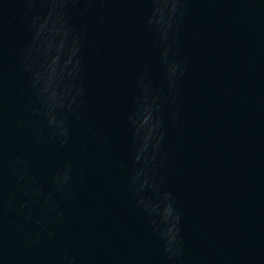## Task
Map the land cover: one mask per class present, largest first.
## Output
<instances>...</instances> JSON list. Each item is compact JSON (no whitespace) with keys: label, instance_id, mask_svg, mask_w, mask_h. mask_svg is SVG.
<instances>
[{"label":"water","instance_id":"obj_1","mask_svg":"<svg viewBox=\"0 0 264 264\" xmlns=\"http://www.w3.org/2000/svg\"><path fill=\"white\" fill-rule=\"evenodd\" d=\"M0 264H264V0H0Z\"/></svg>","mask_w":264,"mask_h":264}]
</instances>
